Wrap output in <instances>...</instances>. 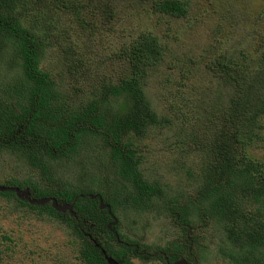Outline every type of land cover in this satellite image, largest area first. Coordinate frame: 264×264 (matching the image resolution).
Masks as SVG:
<instances>
[{
  "label": "trees",
  "instance_id": "trees-1",
  "mask_svg": "<svg viewBox=\"0 0 264 264\" xmlns=\"http://www.w3.org/2000/svg\"><path fill=\"white\" fill-rule=\"evenodd\" d=\"M88 1L0 0V57L6 53L7 46H13L15 51L12 50L6 64L12 70L20 66L14 79L1 85L0 149L19 151L50 180L51 159L79 152L84 144L90 143L89 139L105 138V146L111 147L115 173L123 182L114 200L119 203L122 194L129 207L146 208L148 204L143 198L148 202L151 195L162 189L143 179L136 156L139 146L134 147L128 136L132 133L145 136L149 126H186L182 134L191 136L196 149L199 146V150L206 152L202 184L196 202H192L193 209L172 206L171 211H178L185 223L191 221L187 215L196 214L222 227L228 247L221 250L235 264H264V173L246 154V147L256 136L254 130L264 128L261 120L264 117V57L259 68H251L236 61L238 57L234 54L219 52L205 66L214 71L213 76L220 80L218 84L225 92L219 98L210 94L207 103L205 94L194 91L198 103L185 106L193 107L194 123L188 120L184 107L181 111L171 107L169 114L159 116L147 98L144 82L147 67L159 62L169 45L162 44L159 35L152 31L125 40V30L114 19L120 0H113L116 3L113 15L108 13L109 6H103V12L99 6L90 9ZM143 1L164 14L182 18L187 13L181 0ZM70 16L79 26L55 45L59 52L55 65L64 71L58 84L53 74L40 66L47 46L42 35L51 36L61 20ZM105 46L108 52L102 53ZM119 60L128 62L130 71L123 68L122 74H118L120 77H114L106 70ZM65 86L72 88L75 97L81 94L89 97L81 104L72 103L70 100L75 99L64 90ZM202 104L205 108L198 109ZM125 138L128 143L124 142ZM127 183L134 187V193L127 191ZM10 185L29 187L32 195L37 196L62 195L68 202L77 198L75 205L83 217L109 218L98 202L88 196L97 192L93 189L66 187L51 191L17 179L7 184ZM0 195L16 198L13 191L0 190ZM249 203L255 207L245 208ZM17 204L38 206L21 199ZM48 214L56 215L52 208H48ZM73 217L56 218L73 227ZM83 255L91 261L103 259L92 246Z\"/></svg>",
  "mask_w": 264,
  "mask_h": 264
},
{
  "label": "rangeland",
  "instance_id": "rangeland-1",
  "mask_svg": "<svg viewBox=\"0 0 264 264\" xmlns=\"http://www.w3.org/2000/svg\"><path fill=\"white\" fill-rule=\"evenodd\" d=\"M181 1L187 10L182 18L161 13L143 0H120L114 19L118 21L119 28L125 30V40L152 31L154 35H159L162 44L169 45L162 59L147 67L144 82L146 95L159 116L169 114L171 107L177 111L184 107L188 120L194 123L196 116H191L193 107H185L198 103L199 98L194 91L205 94L207 103L210 94L219 98L225 92L224 87L218 84L220 80L213 76L214 71L205 66L209 59L218 56L219 52H227L237 56L236 61L259 68L264 57V0ZM88 2L90 9L99 6L103 12L102 7L109 6L108 13L114 14L116 3L113 0ZM72 21V16L63 18L51 36L42 35L46 37L47 46L40 66L50 71L58 84H61L59 79L64 71L55 65L59 55L55 45L78 28L79 23L77 26ZM106 47L101 49L102 53L108 52ZM6 48V53L0 57V91L1 85L14 79L13 76L20 71L19 65L13 70L7 66L6 62L15 47ZM108 67L110 70L106 71L113 73L114 77H120L123 68L130 71L128 62L125 64L120 60ZM64 90L75 99L70 100L72 103L81 104L89 97L86 94L75 97L70 86H65ZM204 108V104L198 106L200 110ZM261 120L264 124V117ZM184 127L149 126L145 136L134 133L128 136L134 146L139 145L136 156L140 160L143 179L158 185L162 192L151 195L148 202L143 198L148 204L146 208L129 207L121 194L123 200L121 206H117L116 215L123 221L122 228L131 230L126 231L127 234L144 241L151 247V252L187 240L189 251L194 254L192 258L197 260L195 264H235L229 254L221 250L228 243L222 227L214 221L202 220L196 214L187 215L191 220L187 225L180 220L178 211H171L172 206L193 209L192 202H196L202 184L206 152L199 150V146L196 149L191 136L182 134ZM254 133L256 136L246 147V154L264 173V128L255 129ZM89 141L69 157L51 159L50 180L38 167H32L19 151L1 148V189L17 179L51 191L66 187L73 190L93 189L112 199L123 182L115 173L111 147L105 146V138ZM124 142L128 143L127 138ZM127 191L135 192L128 183ZM245 206L250 209L255 207L250 203ZM114 209L116 211V207ZM188 227L192 228L191 233L187 231ZM80 248L81 242L73 231L58 219L40 215L37 209L18 205L16 201L0 195V264H84ZM136 264L157 262L141 261Z\"/></svg>",
  "mask_w": 264,
  "mask_h": 264
},
{
  "label": "flooded vegetation",
  "instance_id": "flooded-vegetation-1",
  "mask_svg": "<svg viewBox=\"0 0 264 264\" xmlns=\"http://www.w3.org/2000/svg\"><path fill=\"white\" fill-rule=\"evenodd\" d=\"M16 188H18L19 190L17 191ZM5 190L13 191L15 193L16 198H13L15 201L21 199L26 200L31 205L37 204L38 206L34 208L38 210V213L40 215L45 214L49 217H52L48 214V208H52L56 213V215L52 218L65 215L74 216L73 227H70L67 221H64L60 218L56 219L69 227L75 234L76 238L81 242L80 258H82V262L84 264H136L137 262L141 261L151 263L153 260L156 261L157 264L197 263V260L194 261L192 258L194 254L193 252L189 251L187 240H182L176 245L171 243L169 246H164V248H160L158 250H155L154 252H151V247L149 245H146L144 241L140 239H134L132 235L127 234L126 231L131 230L123 229V221L116 215L117 206H121L120 202H122L123 200V198H121V195L119 197V203L114 200L115 198H117V195H119L118 189L115 190L116 194L112 199L106 198L102 192L88 194L90 199L98 202V206L102 211L107 212L109 218L106 220L88 219L86 217H83L79 212V209L76 208V202H68L62 195L37 196L34 195V193L32 195L29 187L12 185L5 186ZM43 198L50 199L46 202H41ZM107 199L110 201H108ZM101 202L103 203L104 208L100 207ZM69 203H72L71 208L67 206ZM107 204L110 205L111 210H109ZM57 206L61 207V209H58ZM115 207L116 211L114 209ZM185 224L189 225L190 223ZM187 231L191 233L192 228L188 227ZM188 237L189 235H187V238ZM88 246H92L95 251H97V253L102 256L103 259L93 258V261H91L90 259L86 258L83 255V251Z\"/></svg>",
  "mask_w": 264,
  "mask_h": 264
},
{
  "label": "water",
  "instance_id": "water-1",
  "mask_svg": "<svg viewBox=\"0 0 264 264\" xmlns=\"http://www.w3.org/2000/svg\"><path fill=\"white\" fill-rule=\"evenodd\" d=\"M0 188H2V187L0 186ZM16 190L18 191L19 189L16 188ZM49 199H50V198H43V199L41 200V202H46V201H48ZM53 200H54V199H53ZM54 201H55V200H54ZM67 206L71 208V204H70V203H69ZM107 206L109 207V210H111L110 205L107 204ZM100 207H101V208H104V205H103L102 202H101V206H100ZM57 208H58V209H61V207H59V206H57Z\"/></svg>",
  "mask_w": 264,
  "mask_h": 264
},
{
  "label": "clouds",
  "instance_id": "clouds-1",
  "mask_svg": "<svg viewBox=\"0 0 264 264\" xmlns=\"http://www.w3.org/2000/svg\"><path fill=\"white\" fill-rule=\"evenodd\" d=\"M136 146H139V145H136ZM136 146H134V147H136ZM53 160H56V159H53ZM0 190L4 191L5 188H3V189L0 188ZM2 196H4L7 200H14V199H9L6 195H2ZM76 199H77V198H76ZM76 199H75V200H76ZM14 201H15V200H14ZM16 202H17V201H16ZM74 202H75V201H74ZM74 202H73V203H74ZM70 204H72V203H70Z\"/></svg>",
  "mask_w": 264,
  "mask_h": 264
}]
</instances>
